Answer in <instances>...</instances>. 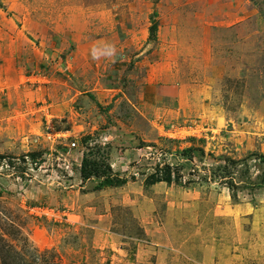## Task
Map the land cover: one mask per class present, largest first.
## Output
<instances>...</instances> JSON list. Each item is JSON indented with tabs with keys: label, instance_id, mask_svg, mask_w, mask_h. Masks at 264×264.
Here are the masks:
<instances>
[{
	"label": "rangeland",
	"instance_id": "1",
	"mask_svg": "<svg viewBox=\"0 0 264 264\" xmlns=\"http://www.w3.org/2000/svg\"><path fill=\"white\" fill-rule=\"evenodd\" d=\"M34 71L49 78L40 89L25 83ZM149 82L162 97L185 85L190 112L157 104L165 130L141 141L130 101ZM97 86L127 99L99 107L82 94ZM48 127L67 138L47 140ZM0 255L264 264V0H0Z\"/></svg>",
	"mask_w": 264,
	"mask_h": 264
},
{
	"label": "crops",
	"instance_id": "2",
	"mask_svg": "<svg viewBox=\"0 0 264 264\" xmlns=\"http://www.w3.org/2000/svg\"><path fill=\"white\" fill-rule=\"evenodd\" d=\"M113 62H115V61H113ZM34 72H36V71H34ZM34 72H32V73H34ZM29 76H25L27 79L25 81V83H28V79H29L28 77ZM42 80L43 79H40V81H42ZM47 81L49 82V78ZM57 81L60 85L63 84V81L61 79H58ZM50 83H51V81H50ZM149 83H151V85H147V84L144 85L143 91L141 93H139L138 97L136 99H134L135 98L134 97L132 99V101H130L132 103L134 100L135 105L133 103H132V105L134 107L135 116L137 114H139L138 116H136L137 117L136 132L137 133H136V136H134V137H135V139L141 140V141L144 139L143 137L146 134L147 135H151V133L155 134L157 136V137H155V139L162 136V133L160 130L162 129V127L164 128V125L157 124V122L155 120H153V118L151 117L152 111H155V109L158 108L157 104H159V103L164 104V102H167L170 100L172 101L171 102L172 106L164 109V111H163L164 115H166V114H169V115L170 114L187 115V113L190 112L185 108L186 104L185 105L183 104L184 102H186V99H187L186 98V91L189 90V88H186L185 85H179V86L178 85H169L168 87L166 86L165 89H163L160 86V93L165 95V97L164 96L162 97L161 95L159 96V94H158L159 91H157V89H159V86H157V84H156V86L152 85V84H155L152 82H149ZM30 85L33 87L38 86V89L42 88L41 84L40 85L30 84ZM173 86H175L176 88ZM166 89H168L171 93H169V91H167ZM50 90L51 91L55 90V86L51 87ZM86 92H91L94 94L95 101L99 104L98 105L99 107L102 105V106H107V108H108L109 106H111V104H113V103L117 104L118 102H122L124 100V98H126V95H124L121 88H115V87H110V86L103 87V88H102V86L101 87L97 86L94 89H92L91 91L82 92V94L86 93ZM75 97L77 98L78 95L74 96V98ZM85 99H87V98H85ZM193 101H195V100H193ZM174 104H177L178 107L174 108ZM143 108H147V109L149 108V109L147 112H145L143 110ZM112 112H113L112 108L108 110V114H111ZM181 112H183V113H181ZM155 114H156V111H155ZM101 119H102L101 114L98 111L97 118L92 125V130H95L97 128L98 124L102 123ZM71 123H72L71 125H72L73 134H75V130H73V128L76 129L77 127H81L82 128L81 130L84 131L83 125H77L75 123L73 124V122H71ZM108 129H110L111 133H113L112 127H109ZM164 130H165V128H164ZM204 131L205 130H202L200 134H199L200 131H198L197 136L199 137L200 141H202L203 144L204 143L207 144L208 143L207 141L209 140L210 135L208 136V134H207L208 132L205 133ZM104 132H105V130L104 131L102 130V132L100 134L103 135ZM104 134H106V133H104ZM115 135L118 138V140H120V141L124 140L123 138L126 139V137H124L122 133H118ZM106 137L110 138L113 136L109 135ZM192 138H194V137H192ZM134 150H136V152H139L140 149L135 148ZM128 152H129V149H126V152L124 154L125 157H122L120 155H117L116 157H114V161H115L114 165H117L118 167H123L122 164H127V162L130 159H132L131 157H129V158L126 157V156H128L127 154H129ZM135 154L138 155L139 153H135ZM133 158H135V155H133Z\"/></svg>",
	"mask_w": 264,
	"mask_h": 264
},
{
	"label": "built area",
	"instance_id": "3",
	"mask_svg": "<svg viewBox=\"0 0 264 264\" xmlns=\"http://www.w3.org/2000/svg\"><path fill=\"white\" fill-rule=\"evenodd\" d=\"M28 83L30 84H34V85H40L42 81H40V79H43V81H46L48 82V76L44 73H42L41 71H36L34 73H32L29 77H28ZM200 129V128H198ZM203 129V127H202ZM69 132V130L67 131H62V130H55L54 128L52 127H48V131L46 132V139L49 140V141H57V140H61V139H64V138H67L66 136V133ZM65 146H67L68 148H74L77 146V143L75 141H72L70 144H66ZM67 169L69 168L66 167ZM37 209V208H35ZM38 210H43V208L41 207H38ZM43 214L47 215L48 212L47 210H45V212H43Z\"/></svg>",
	"mask_w": 264,
	"mask_h": 264
},
{
	"label": "trees",
	"instance_id": "4",
	"mask_svg": "<svg viewBox=\"0 0 264 264\" xmlns=\"http://www.w3.org/2000/svg\"><path fill=\"white\" fill-rule=\"evenodd\" d=\"M187 151H192V149H188ZM90 161L87 157H84L83 159V163H82V174L84 177H91L92 175L96 174V168L93 167V165L89 164ZM89 168V171H88ZM166 172H168L170 174V170H169V166H166ZM152 179H153V183L159 182V181H163L164 179H160L159 177L156 178L155 175H151ZM170 179L166 178V181H169ZM0 264H10L8 262V259L6 258V256H1L0 255ZM51 264V263H50Z\"/></svg>",
	"mask_w": 264,
	"mask_h": 264
}]
</instances>
